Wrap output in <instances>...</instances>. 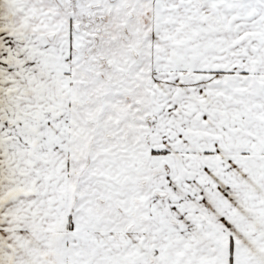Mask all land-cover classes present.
<instances>
[{
  "label": "snow or ice",
  "instance_id": "obj_1",
  "mask_svg": "<svg viewBox=\"0 0 264 264\" xmlns=\"http://www.w3.org/2000/svg\"><path fill=\"white\" fill-rule=\"evenodd\" d=\"M0 264H264V0H0Z\"/></svg>",
  "mask_w": 264,
  "mask_h": 264
}]
</instances>
